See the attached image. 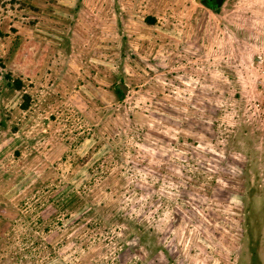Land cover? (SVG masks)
Returning a JSON list of instances; mask_svg holds the SVG:
<instances>
[{"label":"rangeland","instance_id":"374dc122","mask_svg":"<svg viewBox=\"0 0 264 264\" xmlns=\"http://www.w3.org/2000/svg\"><path fill=\"white\" fill-rule=\"evenodd\" d=\"M0 264H264V0H0Z\"/></svg>","mask_w":264,"mask_h":264},{"label":"trees","instance_id":"16d2710c","mask_svg":"<svg viewBox=\"0 0 264 264\" xmlns=\"http://www.w3.org/2000/svg\"><path fill=\"white\" fill-rule=\"evenodd\" d=\"M206 5H208L209 7H212V5L210 4V3H206ZM119 91H121V89H120V87L118 86V88H117ZM120 94H122V92L120 93Z\"/></svg>","mask_w":264,"mask_h":264}]
</instances>
